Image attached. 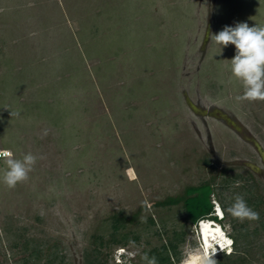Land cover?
<instances>
[{
	"label": "rangeland",
	"instance_id": "1",
	"mask_svg": "<svg viewBox=\"0 0 264 264\" xmlns=\"http://www.w3.org/2000/svg\"><path fill=\"white\" fill-rule=\"evenodd\" d=\"M238 22L264 25V0H0V149L43 157L12 190L0 160V264H146L169 244L181 264L195 224L167 201L205 182L260 217L226 214L219 264H264V102L234 100L235 47L210 39Z\"/></svg>",
	"mask_w": 264,
	"mask_h": 264
},
{
	"label": "clouds",
	"instance_id": "2",
	"mask_svg": "<svg viewBox=\"0 0 264 264\" xmlns=\"http://www.w3.org/2000/svg\"><path fill=\"white\" fill-rule=\"evenodd\" d=\"M210 39L221 48V51L229 45H234L235 54L230 59L228 71L229 81L238 82L243 88L242 94L236 95L237 103L264 102V25L255 24L249 26L247 22H238L235 26H224L218 33L210 34ZM19 115V113H15ZM38 159L31 152L17 159L15 153L8 148L0 149V160L6 165L3 171L2 182L7 189L12 190L18 184H23L30 179V173L34 171ZM129 179L137 180L133 169H129ZM239 186V185H237ZM213 210L206 218L198 220L193 225V232L198 247L189 250L181 264H218L216 256L236 254V241L232 238L231 224H223L226 214L243 223L258 221L259 213L250 208L241 194H236L234 203L227 209L213 197ZM134 246V241L130 242ZM138 252H128L126 248H117L115 253L116 264H126L120 257L124 255L134 257ZM146 264H157L155 256L149 258L147 253L141 256Z\"/></svg>",
	"mask_w": 264,
	"mask_h": 264
},
{
	"label": "trees",
	"instance_id": "3",
	"mask_svg": "<svg viewBox=\"0 0 264 264\" xmlns=\"http://www.w3.org/2000/svg\"><path fill=\"white\" fill-rule=\"evenodd\" d=\"M212 194L213 189L211 183L205 182L195 187L185 188L181 195L169 199L167 203L172 205L181 204L188 222L190 224H195L198 220L206 218L207 214L213 210V206L210 202V197ZM115 222L116 224H120L121 219H116ZM233 239L236 241V248L238 245L237 240L234 237ZM162 251L165 253V255L157 257V264H174L170 260L172 256L175 258L176 262L180 261V253L177 252L175 245H166L162 248ZM97 264H104V262L98 261Z\"/></svg>",
	"mask_w": 264,
	"mask_h": 264
}]
</instances>
